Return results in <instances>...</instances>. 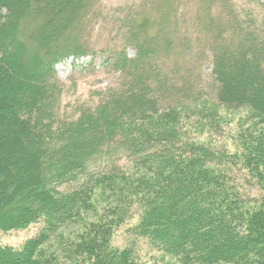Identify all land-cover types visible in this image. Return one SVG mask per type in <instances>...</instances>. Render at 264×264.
<instances>
[{"label": "trees", "instance_id": "obj_1", "mask_svg": "<svg viewBox=\"0 0 264 264\" xmlns=\"http://www.w3.org/2000/svg\"><path fill=\"white\" fill-rule=\"evenodd\" d=\"M226 1H196V49L176 0L120 14L113 80L64 112L55 65L87 55L93 0H0V232L37 225L0 264H264V22ZM238 111L232 149L190 135Z\"/></svg>", "mask_w": 264, "mask_h": 264}, {"label": "rangeland", "instance_id": "obj_2", "mask_svg": "<svg viewBox=\"0 0 264 264\" xmlns=\"http://www.w3.org/2000/svg\"><path fill=\"white\" fill-rule=\"evenodd\" d=\"M141 0H93L94 6L84 23L81 35V45L88 50L87 55L75 60L70 57L57 63L55 71L59 82L63 86V94L61 98L62 111L68 112L77 106H91L93 107L97 101L100 92H103L111 80L110 75H107L103 70L101 61L104 58L108 49L119 46L121 44V37L116 33V21L120 14L127 10L136 9L137 4ZM197 0H176L175 4L178 9L176 19L173 21L180 26L182 30L188 31V36L191 38L192 48L196 49L198 44V36L200 34V26L196 22L199 18L197 10ZM211 15L212 18L218 20L220 14L219 6L221 0H213ZM228 4H234L236 10L239 12H248L251 10L252 15L256 14L254 22L257 24L264 22V12H260L258 3H264V0H227ZM179 29V28H178ZM207 36L204 34V37ZM200 40V39H199ZM129 55L133 52L129 50ZM197 57V53L194 59ZM92 60V63H91ZM210 54L203 56L202 59L197 57V60L192 61L194 75L197 80V87L203 90L212 88L210 82ZM239 112V111H238ZM242 113H223V125L216 127L210 133H195L190 131L199 142H211L217 146L227 144L232 149L233 136L237 131V119L241 117ZM124 159L117 161V166H123ZM37 230V225H30L25 229L13 230L7 232H0V244H7L11 246H19L25 239L31 237ZM129 239L125 235L124 226H121L114 234L113 241L117 244L124 243ZM173 262V261H172Z\"/></svg>", "mask_w": 264, "mask_h": 264}]
</instances>
